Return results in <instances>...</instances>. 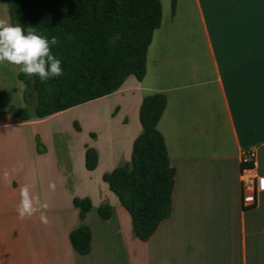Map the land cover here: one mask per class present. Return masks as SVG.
<instances>
[{
    "label": "crops",
    "instance_id": "0c3cea01",
    "mask_svg": "<svg viewBox=\"0 0 264 264\" xmlns=\"http://www.w3.org/2000/svg\"><path fill=\"white\" fill-rule=\"evenodd\" d=\"M171 1L160 0L162 22L142 81L129 76L100 98V144L48 125L81 105L19 119L14 111L28 108L25 85L15 66L0 64V264H264V192L243 206L239 161L255 146L264 177V0H175L173 13ZM4 5L0 17L9 16ZM152 94L166 98L157 130L174 186L169 217L140 241L103 176L130 162L140 105ZM87 148L97 152L93 171L85 167ZM24 184L48 205L47 225L39 213L18 217ZM75 199L92 205L83 221ZM102 205L112 209L106 221L97 214ZM81 224L92 235L87 255L69 240Z\"/></svg>",
    "mask_w": 264,
    "mask_h": 264
},
{
    "label": "trees",
    "instance_id": "16d2710c",
    "mask_svg": "<svg viewBox=\"0 0 264 264\" xmlns=\"http://www.w3.org/2000/svg\"><path fill=\"white\" fill-rule=\"evenodd\" d=\"M13 24L29 26L58 46L53 54L61 60L63 75L41 82L37 76L20 73L25 85L24 101L33 93V114L27 107L14 114L21 120L44 119L70 108L118 91L129 76L142 81L146 55L155 30L162 22L160 0H6ZM172 13L175 0L171 1ZM166 107L163 94L142 99L139 109L141 132L134 140L131 159L104 174L103 181L131 218L132 230L140 241L147 240L171 212L174 170L157 124ZM38 151H41L39 147ZM97 152L87 148L85 167L97 166ZM80 220L91 211L87 199H75ZM106 221L112 215L108 205L97 209ZM91 230L81 224L69 235L72 248L87 255Z\"/></svg>",
    "mask_w": 264,
    "mask_h": 264
},
{
    "label": "clouds",
    "instance_id": "9594fccd",
    "mask_svg": "<svg viewBox=\"0 0 264 264\" xmlns=\"http://www.w3.org/2000/svg\"><path fill=\"white\" fill-rule=\"evenodd\" d=\"M58 45L55 36L49 39L31 26L25 29L19 23L13 24L10 16L0 17V64L13 65L19 73L37 76L41 82H46L63 75L61 60L52 52L53 46ZM54 189L55 185L50 184L49 190ZM47 207L41 203L38 194H32L30 185L24 184L19 188L16 212L21 220L39 213L40 222L47 225L49 221L44 211Z\"/></svg>",
    "mask_w": 264,
    "mask_h": 264
},
{
    "label": "rangeland",
    "instance_id": "374dc122",
    "mask_svg": "<svg viewBox=\"0 0 264 264\" xmlns=\"http://www.w3.org/2000/svg\"><path fill=\"white\" fill-rule=\"evenodd\" d=\"M164 2V1H163ZM30 77V76H28ZM35 107L34 94H29L28 110L33 112ZM100 99L81 105L79 108L66 111L53 118L54 120L48 125L57 124L62 129L72 130L76 133H82L93 143L100 144ZM36 147L40 150L44 149V145L40 137L36 138Z\"/></svg>",
    "mask_w": 264,
    "mask_h": 264
},
{
    "label": "built area",
    "instance_id": "2783aa9c",
    "mask_svg": "<svg viewBox=\"0 0 264 264\" xmlns=\"http://www.w3.org/2000/svg\"><path fill=\"white\" fill-rule=\"evenodd\" d=\"M240 185L242 190V204L244 207H253L256 195L264 192V177L257 170V150L249 146L240 151Z\"/></svg>",
    "mask_w": 264,
    "mask_h": 264
}]
</instances>
